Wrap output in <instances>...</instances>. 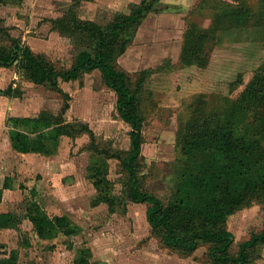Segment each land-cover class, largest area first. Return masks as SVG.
Wrapping results in <instances>:
<instances>
[{"label":"rangeland","instance_id":"obj_1","mask_svg":"<svg viewBox=\"0 0 264 264\" xmlns=\"http://www.w3.org/2000/svg\"><path fill=\"white\" fill-rule=\"evenodd\" d=\"M140 1L22 0L13 5L0 4V47L9 48L7 35L15 37L57 69H65L91 42L60 32L50 19L73 9L80 20L104 25L119 13H130ZM159 1L137 26L131 43L115 64L127 74L132 89L141 72H147L138 93L143 117L138 176L142 188L166 204L177 182V142L189 118L191 101L203 95L219 106L225 98H235L264 61V29L254 25L221 29L207 45V66L185 65L180 53L187 22L209 29L212 7L217 2L211 0L205 9L190 14L200 0ZM259 3L261 0L249 1L255 10ZM166 60L169 64L156 70ZM9 69L15 78L6 87L0 83L10 89L4 99L8 133L13 127L8 121L12 117H35L44 111L60 114L63 99L57 91L28 81L16 66ZM238 76L242 83L235 85ZM59 86L70 96L63 118L76 129L72 135L62 136L50 154L15 151L4 155L6 136L0 133V176L15 180L7 201L0 204V211H9L14 218L13 226L0 229V246L16 254V264H72L77 249L82 247L89 250L90 264H213L207 244H200L191 253L165 246L146 221L147 204L125 198V171L119 160L108 155L127 153L130 128L119 118L115 93L104 84L99 72L83 73L74 81H61ZM95 163L106 168L113 194L122 198V204L113 211L105 203L96 202L98 193L89 178V169ZM31 202L51 217L66 216L75 234H60L53 240L38 238L27 218ZM263 219L264 205L260 201L228 216L225 227L233 237L232 254L261 230ZM247 264H264V243L253 250Z\"/></svg>","mask_w":264,"mask_h":264},{"label":"trees","instance_id":"obj_2","mask_svg":"<svg viewBox=\"0 0 264 264\" xmlns=\"http://www.w3.org/2000/svg\"><path fill=\"white\" fill-rule=\"evenodd\" d=\"M21 1L0 0V4L13 5ZM210 1L200 0L189 13L205 9ZM249 1L216 0L217 4L212 7V23L206 30L188 21L180 61L205 68L210 56L207 45L221 29L249 25L264 29V0L256 10ZM159 3V0H141L130 13H119L104 25L80 20L73 9L62 17L50 19L60 32L83 36L91 42L65 69H57L28 45L6 34L10 46L0 47V66L18 67L28 81L57 91L63 99L58 115L44 111L35 117L10 118L8 121L13 125L9 130L11 146L19 153L50 154L62 136H70L76 129L63 118L70 96L59 83L98 71L104 84L115 93L119 118L130 128L127 153L108 155L119 160L125 171V198L133 203L147 204L146 221L165 246L191 253L200 244H207L211 263L247 264L253 250L264 243V219L261 230L242 242L235 254L230 252L233 237L225 223L228 216L254 201L264 205V61L254 69L252 78L235 98H225L219 106L212 105L203 95L191 101L189 118L181 127L177 142L180 160L174 193L168 203H163L142 188L138 176L143 127L138 93L147 72H141L132 89L127 74L115 64L116 58L131 43L137 26ZM166 64L168 60L156 70L160 71ZM241 80L238 76L233 83H242ZM9 90H0V94L8 96ZM89 171L90 181L98 193L96 202L105 203L110 211L122 204V198L112 192L106 168L95 163ZM14 188L12 176L0 177V204L7 201L8 192ZM29 204L27 218L38 238L53 240L60 234L66 237L75 234L66 216L51 217L36 203ZM13 224L12 213L0 211V229ZM89 255L87 247L77 249L72 264H90ZM16 262V254L1 245L0 264Z\"/></svg>","mask_w":264,"mask_h":264},{"label":"crops","instance_id":"obj_3","mask_svg":"<svg viewBox=\"0 0 264 264\" xmlns=\"http://www.w3.org/2000/svg\"><path fill=\"white\" fill-rule=\"evenodd\" d=\"M166 1H170V3H173V1L171 0H166ZM164 3H169V2H164ZM16 62H14L15 64ZM10 67H4V66H0V83L5 85V87L7 85H9L12 82V79L15 78V75L13 74V72L9 69ZM3 86L0 85V90H3ZM7 96L0 94V133L2 134L3 132L5 133L6 139L4 144L6 143V145L4 146L5 148V152H3L4 155H9V153L11 152H15V150L12 148L11 146V142H10V138H9V133L7 132V129L5 127L6 125V119H7V113H6V101H4V99ZM2 155H0V160H2ZM6 176V175H5ZM2 177V176H0ZM12 191V190H10ZM9 191V192H10ZM8 192V194H9ZM8 194H7V198H8Z\"/></svg>","mask_w":264,"mask_h":264}]
</instances>
